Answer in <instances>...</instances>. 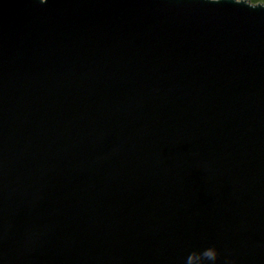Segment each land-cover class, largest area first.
Wrapping results in <instances>:
<instances>
[{
  "label": "water",
  "instance_id": "95a60500",
  "mask_svg": "<svg viewBox=\"0 0 264 264\" xmlns=\"http://www.w3.org/2000/svg\"><path fill=\"white\" fill-rule=\"evenodd\" d=\"M212 245L264 264V8L0 0V264Z\"/></svg>",
  "mask_w": 264,
  "mask_h": 264
},
{
  "label": "clouds",
  "instance_id": "9594fccd",
  "mask_svg": "<svg viewBox=\"0 0 264 264\" xmlns=\"http://www.w3.org/2000/svg\"><path fill=\"white\" fill-rule=\"evenodd\" d=\"M211 4H219L221 0H207ZM237 5H244L246 7L256 9L264 8V4L253 3L252 0H233ZM40 3H46V0H40ZM221 253L214 246H208L203 250H194L186 258L184 264H218Z\"/></svg>",
  "mask_w": 264,
  "mask_h": 264
},
{
  "label": "trees",
  "instance_id": "16d2710c",
  "mask_svg": "<svg viewBox=\"0 0 264 264\" xmlns=\"http://www.w3.org/2000/svg\"><path fill=\"white\" fill-rule=\"evenodd\" d=\"M252 2H264V0H252Z\"/></svg>",
  "mask_w": 264,
  "mask_h": 264
}]
</instances>
